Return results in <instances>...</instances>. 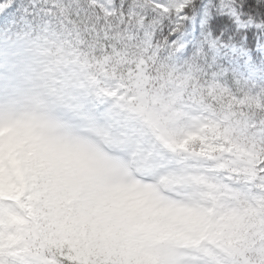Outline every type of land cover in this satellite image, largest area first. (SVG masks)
I'll list each match as a JSON object with an SVG mask.
<instances>
[{"label": "trees", "instance_id": "obj_1", "mask_svg": "<svg viewBox=\"0 0 264 264\" xmlns=\"http://www.w3.org/2000/svg\"><path fill=\"white\" fill-rule=\"evenodd\" d=\"M115 1L117 8L121 7V12L118 13L117 9L112 19L104 21L102 18H94L103 16L102 13L92 15L86 6L81 5H87L89 0L78 4L86 8L82 12L75 9L74 2L67 0H7V4H16L18 7L7 13L0 9V36L11 37L21 33L28 28L25 23L27 20L35 23L40 18L57 24L65 33L72 32L73 36H79L76 47L80 54L75 58L87 68L98 92L107 96L108 102L113 103L123 115L127 112L136 115V123L143 128L148 139L154 142L157 138L166 161L181 157L182 153L164 146V139L159 131L161 127L154 120V111L161 109L166 114L160 108L161 104L172 98L178 101L172 104L171 111L173 108L178 112L181 104L184 107L205 109L207 115L195 125L198 133L185 142L183 150L186 158L183 160L188 162L187 169H206L216 160H226L227 163L220 170L228 173L243 188L251 186L243 180L242 169L247 170L249 166L251 172H256L264 167V61L255 54L259 37L255 29H236L232 20L217 9L216 5L221 0H195L196 22L193 23L191 19L185 22L176 35L177 39H181L182 35L189 39L195 31V40L187 41L186 51L176 53L178 46L169 43L168 33L172 19L156 24V34L151 37L147 47H141L139 43L130 45L124 33L127 21H122L121 29L110 27L108 22H113L117 16H127L133 0ZM231 1L246 18L259 23L264 21L261 0ZM36 4L43 6V9ZM205 12L208 14L207 32L214 37H227L223 42L248 54L256 73L262 76V80L253 85L250 92L247 91L248 84L244 74L233 71L232 64L237 58L229 57L230 64L224 66L214 56V44L210 39L207 51L204 48L196 50L205 35L202 23ZM187 14L192 16L191 11ZM217 19L233 23L232 32L221 30L217 34L213 27V21ZM127 28L132 39L141 32L133 24ZM184 59L189 63L184 62ZM234 66L246 69L240 63H234ZM185 80H188L189 87L182 92L181 84ZM245 131L253 134L254 138ZM150 208L148 205L147 211H151ZM10 211L6 206L0 205V217H6ZM148 215L142 216L146 226L153 221ZM1 230L3 232L2 228ZM239 258L242 264H264V258L260 259L256 250L240 249ZM0 264H24L23 253L6 251L1 244Z\"/></svg>", "mask_w": 264, "mask_h": 264}, {"label": "rangeland", "instance_id": "obj_2", "mask_svg": "<svg viewBox=\"0 0 264 264\" xmlns=\"http://www.w3.org/2000/svg\"><path fill=\"white\" fill-rule=\"evenodd\" d=\"M67 1L74 2L75 9L79 12L86 10L77 6L80 1L86 0ZM177 3L178 0H133L127 16H117L108 24L117 29L123 28V20L127 21V26L133 24L134 28L140 29L141 32L132 39L126 26L124 33L128 44L139 43L141 47H147L151 42L149 34L153 31L152 28L160 21L170 19L172 14L169 10L174 9ZM232 3L234 2L231 0H221L219 5L227 11L230 10ZM81 5L86 6L92 15L102 13L103 16L94 18H102L104 21L112 19L117 9L118 13L121 12V7L117 8L115 0H89L87 5ZM242 18L248 19L244 14ZM26 23L30 24L29 21ZM245 23L259 24L251 18ZM254 25L240 29H255L260 33L255 53L264 61L262 51L264 37ZM48 28L42 18L38 25L30 27L32 35L27 31L28 35L15 39H0V130L9 133L10 138L7 142L9 151L14 153L23 143L15 137L16 129H23L26 136H31L35 127L29 113L17 111L11 102L3 99L4 95L13 92L17 95H26L34 104L48 107L69 123L87 126L97 135L114 136L122 141L131 140L145 147L148 139L143 128L136 124L135 114L128 113L127 116H122L113 105H107L106 97L99 95L89 79L88 72L74 60L80 54L76 47L79 36H73L72 32L65 33L60 28L57 33L52 28L47 32ZM49 38L53 43L48 41ZM182 39L185 41V37ZM52 46L62 54L61 58L55 55ZM178 50L181 48L178 47ZM185 62L189 63L187 59ZM245 78L248 92L254 88L253 84L261 79L255 73L251 75L245 73ZM187 82L188 80H185L181 84L182 92L189 87ZM105 83L107 84V80ZM177 101L172 98L169 102L161 104L160 108L164 109L166 114L161 109L154 111L155 123L161 127L159 131L164 139L163 144L172 151L186 147L185 142L195 134H191L195 130L194 122L203 114V111L182 106L178 112L173 108L171 111L170 107ZM248 135L254 138L253 134ZM156 139L152 146H148V150L152 152L161 182L175 191L172 193L173 198L167 201L157 197L148 204L151 206V211H147L149 218H154V212L159 214L158 220L150 229L156 230L161 240L183 249L182 257L186 264H205V261L208 264H238L236 261L238 241L262 247L263 251L260 252L262 259L264 234H258L261 245L250 237L254 235L251 234V229L259 230L264 226V214H260L262 205L259 193L256 192L257 190L260 193L264 192V173L259 170L261 174L254 175L244 170L247 180H255L257 190H241L227 176L216 173L220 167L213 165L211 169L214 171L208 176L211 185L207 186L199 180L200 177L206 176L203 168H191L187 178L181 173L184 163L174 166L171 162L165 164L163 158L159 156L161 150ZM236 154L238 156V152ZM179 158L184 161L185 154ZM213 191L218 195L217 200L214 198L215 194L212 196ZM172 264L176 262L173 261Z\"/></svg>", "mask_w": 264, "mask_h": 264}, {"label": "clouds", "instance_id": "obj_3", "mask_svg": "<svg viewBox=\"0 0 264 264\" xmlns=\"http://www.w3.org/2000/svg\"><path fill=\"white\" fill-rule=\"evenodd\" d=\"M35 122L13 153L0 130V244L24 264H186L183 249L142 220L155 198H173L152 152L134 141L100 136L26 95H4ZM205 264H208L205 261Z\"/></svg>", "mask_w": 264, "mask_h": 264}, {"label": "snow or ice", "instance_id": "obj_4", "mask_svg": "<svg viewBox=\"0 0 264 264\" xmlns=\"http://www.w3.org/2000/svg\"><path fill=\"white\" fill-rule=\"evenodd\" d=\"M17 7L18 5L16 4H7V0H0V9H3L5 13L11 12ZM216 7L220 12L226 13L231 17L236 29L248 28L254 25L245 23L249 18H242L243 14L241 13L240 8L235 3H232L230 6V10L227 11L221 5H216ZM261 10L264 11V0H261ZM169 11L172 14L170 16V19H172V23L170 25L168 33L169 43L179 46L184 52L186 51L185 42L183 39H177L176 35L181 31L185 22L189 21L190 19L193 23L196 22L197 8L195 0H178L177 6L174 9H170ZM188 11H191V17L187 14ZM207 16L208 14L207 12H205L202 18L205 35L196 46V50L204 48L207 51L209 48L208 41L210 39L214 44V48L212 49L214 56L219 59L224 66L230 64L228 62L229 57L237 58L234 63L242 64L247 68V71L243 70V68L234 66V63L232 64L233 71H238L241 74H254L256 72V69L253 67L252 60L248 54L242 52L240 49L234 48L231 45L224 43L223 40H225L227 37L218 38L212 36L211 33L207 32ZM233 23H229V21L226 19H217L213 21V27L217 34H220L221 30H226V32L231 33L233 30ZM254 26L257 27L261 32H264V21H261L258 25L256 24ZM262 51H264V49H262Z\"/></svg>", "mask_w": 264, "mask_h": 264}]
</instances>
